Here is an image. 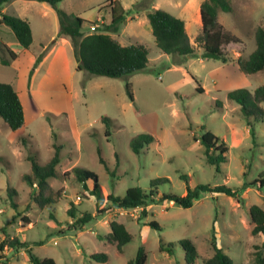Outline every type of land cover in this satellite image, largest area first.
Masks as SVG:
<instances>
[{"label": "rangeland", "instance_id": "1", "mask_svg": "<svg viewBox=\"0 0 264 264\" xmlns=\"http://www.w3.org/2000/svg\"><path fill=\"white\" fill-rule=\"evenodd\" d=\"M109 1L62 0L59 7L86 22L85 34L98 33L111 22ZM118 1L126 19L119 39L112 35L122 45L143 44L149 51L147 67L127 78L78 71L71 42H56L58 19L49 5L10 0L2 6L0 18L8 14L30 23V53L44 57L51 52L42 65L31 63L26 51L13 65L0 63V82L13 83L25 112V125L15 132L0 120V243L4 245L0 264H31L27 249L56 264H129L141 246L147 253V264H187L179 245L184 239L197 248L198 258L193 264H204L213 254V236L235 264H257V253L264 257V236L252 234L249 209L253 205L264 208V185H251L264 180V119L248 126L240 105L229 98V93L238 89L254 92L264 85V70L245 74L236 63L204 60L203 49L195 40V57L166 55L156 46L148 27L149 12L163 9L177 17L182 15L191 39L200 32L204 0H154L146 8L138 5L142 0ZM178 4L181 7L174 9ZM232 5L231 13L219 12L218 21L240 41L225 50L234 59L248 58L256 49V29L264 28V0H232ZM91 25L96 26L95 31ZM0 38L8 45L17 42L6 25L0 26ZM126 82L133 101L126 92ZM261 107L264 109V104ZM103 117L114 123L109 130ZM205 132L224 140L229 148L228 161L219 171L207 162L201 141L194 140ZM140 135H150L156 141L136 154L130 143ZM53 144L62 146L56 167L59 177L48 180L49 189L44 194L53 203H43L27 156L36 155L44 167L55 154ZM98 149L109 172L99 161ZM74 167L95 173L104 197H123L133 187L149 192L150 182L159 178L168 182L160 184L155 201L143 207L123 210L109 202L97 206L90 193L91 183L85 186L79 182L72 172ZM25 176L33 185L24 180ZM187 184L192 189L199 184L226 186L236 191V196L207 192L190 208L159 200L163 194L184 196ZM8 187L16 190L14 199L20 206V217L15 220ZM71 205L78 213L111 210L74 230L67 213ZM112 221L123 223L133 237L122 252L106 239ZM152 221L161 229L147 226ZM13 240L25 243L24 247H13ZM161 242L174 244L173 253L160 251ZM100 253L108 255L105 263L92 257Z\"/></svg>", "mask_w": 264, "mask_h": 264}, {"label": "trees", "instance_id": "2", "mask_svg": "<svg viewBox=\"0 0 264 264\" xmlns=\"http://www.w3.org/2000/svg\"><path fill=\"white\" fill-rule=\"evenodd\" d=\"M10 0H0V9L4 3ZM49 5L56 13L58 19V37L67 39L71 42L74 57L77 61V70L85 71L90 75L105 76L110 78H127L134 73L143 71L149 62V51L145 45H121L114 39L111 33L118 32L125 22L126 12L117 0H110L111 22L106 30L98 33H84L83 27L86 23L82 18L69 15L59 7L62 0H36ZM154 0H142L139 6L144 8L152 4ZM233 11L232 0H204L200 5L201 29L196 36L195 41L201 45L203 53L202 59H216L223 63H236L241 72L245 74H255L264 70V28L258 27L255 31L256 49L248 58L238 57L232 58L225 50V47L239 43V38L225 31L224 27L218 21L219 12L231 13ZM148 27L154 37L156 46L166 55H175L181 57H195L196 51L190 42L189 35L186 30L185 21L178 18L163 9H154L147 14ZM8 26L19 44V47L28 50L33 43V34L30 23L26 19L17 16L3 14L0 18V26ZM42 54L36 58L35 65L42 61ZM18 58V54L14 52L0 38V63L4 66L10 65ZM36 67V66H35ZM194 79V78H193ZM126 92L131 101L134 100L131 86L128 82L125 84ZM202 91V88H197ZM229 98L240 105L241 114L246 119L247 125L252 126L253 122L262 121L264 119V85L258 87L254 92L247 89H238L229 93ZM259 114V116H258ZM0 120L5 122L9 129L13 132L21 129L25 125L24 108L17 90L13 83L0 82ZM107 130L113 125V121L108 117H103ZM253 133V130L251 131ZM107 135L109 132L107 131ZM254 135V133H253ZM195 141L200 140L205 148V156L210 165L216 167L228 161V146L224 140H221L211 132L203 133L200 138H194ZM156 139L150 135H140L131 141L130 146L133 152L140 154L145 145L155 142ZM55 154L46 166L38 163L36 155H28L27 160L31 162L32 175L36 186L39 189V198L43 203H53L50 198L45 197V192L49 189L48 180L50 178L59 177L56 167L60 163L61 145L53 144ZM99 161L104 165L107 172L110 171L108 163L104 160L101 150H97ZM0 161H3L0 158ZM76 179L87 186L91 183V195L96 200V205L100 206L104 202H109L111 207L132 210L145 206L148 202H154L158 194L157 187L160 184L167 183V178H159L150 182L149 192L143 191L141 188H129L123 197L114 196L112 194L104 197L102 187L99 183L98 176L87 171L85 168L74 167L72 169ZM182 179L187 182V177L182 175ZM24 180L33 185V181L29 176H25ZM259 183V187L264 185V180H256L251 185ZM187 192L184 196L174 194H163L160 201H170L175 205L190 208L194 202L201 198L202 194L207 192L224 193L228 196H236V191L226 186L210 187L208 185L199 184L195 188H191L189 184L186 186ZM11 207L16 211L12 219L20 217L19 204L14 199L17 192L14 188L8 187ZM99 210L96 214L90 212L78 213L74 205L67 210L68 215L72 219L71 227L74 230H81L83 226L93 221L100 213L110 211ZM250 221L254 224L252 229L253 235L264 236V208L253 205L249 209ZM23 221L30 224L28 218L23 217ZM110 233L106 237L110 244H114L119 252L123 251L125 245L133 239L130 232L123 223L112 221L110 224ZM147 226L160 230V225L152 221ZM5 233V227L1 229ZM40 244L42 242H39ZM13 247H24L25 243L17 240L11 242ZM182 250L185 252L187 264H193L198 258L197 248L189 239L179 242ZM174 244L160 243V251L173 253ZM4 245L0 243V251H3ZM213 254L204 261V264H235L233 260L218 247L216 237L212 239ZM30 256L31 264H56L53 259H40L34 256L31 250L27 249ZM97 262L105 263L108 255L105 253L95 254L92 256ZM257 264H264V257L261 253H257ZM2 264H9L3 262ZM129 264H147V253L144 247H140L135 258Z\"/></svg>", "mask_w": 264, "mask_h": 264}, {"label": "crops", "instance_id": "3", "mask_svg": "<svg viewBox=\"0 0 264 264\" xmlns=\"http://www.w3.org/2000/svg\"><path fill=\"white\" fill-rule=\"evenodd\" d=\"M118 1V0H117ZM119 2V1H118ZM203 2V1H202ZM5 4V3H4ZM3 4V5H4ZM2 5V6H3ZM2 6H1V11L0 12H3V9H2ZM181 6H180V4H178L177 5V7H175L174 9H176V10H178L179 8H180ZM111 15V14H110ZM173 15V14H172ZM147 16V15H146ZM177 17V16H176ZM199 17V16H198ZM178 18H182L184 21H185V19L182 17V15H178ZM101 22H103V21H101ZM186 22V21H185ZM200 23H201V19H200ZM187 27V26H186ZM121 30L122 29H120L118 32H115V33H111L110 32V35L114 38V39H116L119 43H120V41L118 40L119 39V37L121 36L120 34H121ZM186 30H187V28H186ZM112 34H115L116 36H118V39L115 37V36H113ZM197 35V34H196ZM196 35L194 36V38H191L190 39V42H191V44H193L194 43V40H195V38H196ZM57 40H56V42L57 41H60L61 43H69L70 41L69 40H67V39H61V38H59V37H57L56 38ZM193 39V40H192ZM55 42V43H56ZM11 44H13V45H8L14 52H16L17 54H18V58L15 60V61H13L12 62V65L16 62V61H18L19 60V58H20V56H21V54H22V52H25L26 51V53L28 52V53H30L29 51H31L30 50V48L28 49V50H24V49H21L20 47H19V44H18V42H14V43H11ZM121 44V43H120ZM122 45V44H121ZM143 45V44H142ZM12 46H14V47H12ZM44 47H45V50L47 49V47H46V45H43ZM124 46H128V45H124ZM43 48V47H42ZM50 52H51V50H50ZM49 52V53H50ZM48 51H47V54L45 53L44 54V57H42V61L39 63V65H42L43 63H44V60L46 59V57L48 56ZM30 56H31V63H33L35 60H36V58L39 56L38 54H33L32 52L30 53ZM55 57H53L52 58V65H54V63H56V59H54ZM30 85H31V83H30ZM202 88V87H201ZM202 91H203V88H202ZM25 113V112H24Z\"/></svg>", "mask_w": 264, "mask_h": 264}, {"label": "built area", "instance_id": "4", "mask_svg": "<svg viewBox=\"0 0 264 264\" xmlns=\"http://www.w3.org/2000/svg\"><path fill=\"white\" fill-rule=\"evenodd\" d=\"M90 29H91V31H95L96 30V26L95 25H91ZM78 199H80V197H78Z\"/></svg>", "mask_w": 264, "mask_h": 264}]
</instances>
